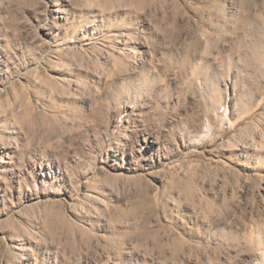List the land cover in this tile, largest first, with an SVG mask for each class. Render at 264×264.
Here are the masks:
<instances>
[{
	"label": "rangeland",
	"instance_id": "374dc122",
	"mask_svg": "<svg viewBox=\"0 0 264 264\" xmlns=\"http://www.w3.org/2000/svg\"><path fill=\"white\" fill-rule=\"evenodd\" d=\"M0 264H264V0H0Z\"/></svg>",
	"mask_w": 264,
	"mask_h": 264
}]
</instances>
